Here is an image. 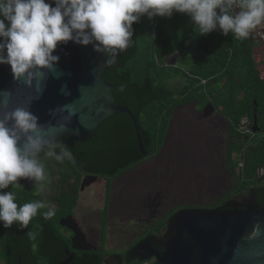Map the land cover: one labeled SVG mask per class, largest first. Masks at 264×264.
I'll use <instances>...</instances> for the list:
<instances>
[{"label": "trees", "instance_id": "obj_1", "mask_svg": "<svg viewBox=\"0 0 264 264\" xmlns=\"http://www.w3.org/2000/svg\"><path fill=\"white\" fill-rule=\"evenodd\" d=\"M132 27V44L117 56L115 65L107 63L101 78L115 86L113 98L134 116L145 154L152 156L157 152L172 105L192 101L202 106L211 104L229 123L225 166L231 190L224 194L221 203L250 192L263 195L264 175L259 171L264 169V79L253 58L255 43L250 38L236 40L231 33L223 36L219 30L202 36L190 18L180 13H173L171 18L142 17ZM175 51L180 61L173 72V67L164 64V57ZM106 58L111 57L106 55ZM176 76L182 81L174 87ZM253 104L259 113V132L251 136L248 130ZM242 120L246 121L244 129H241ZM54 143L63 145L60 141ZM69 150L73 161L63 163L46 157L43 151L39 154L51 181L48 183L52 187L50 202L56 200L60 180L77 175V186L82 173L111 177L144 159L137 147L132 122L125 114L107 119L89 140L74 143ZM56 151L59 153L60 148ZM36 183L31 191L13 185L5 191L15 194L18 206L43 201ZM48 210H38L26 228L16 223L11 228L0 226V259L3 260L0 264H16V260H10L16 250L33 247L40 252L51 247L47 244L54 242L43 240L41 235L56 232L59 215L55 213L51 219H44L42 213ZM13 255L17 257L16 252ZM22 261L31 264L27 256Z\"/></svg>", "mask_w": 264, "mask_h": 264}, {"label": "clouds", "instance_id": "obj_2", "mask_svg": "<svg viewBox=\"0 0 264 264\" xmlns=\"http://www.w3.org/2000/svg\"><path fill=\"white\" fill-rule=\"evenodd\" d=\"M54 5V6H53ZM187 15L202 36L219 30L236 40H246L264 24V0H0V65H7L13 80L26 83L52 71L59 57L53 53L61 44L92 45L98 54L117 56L132 44L133 24ZM67 94V93H65ZM55 110L51 111L54 112ZM38 117L25 107H16L0 117V226L14 223L26 228L38 213L44 219L55 215L45 201L15 202V194L5 191L20 187V180L37 182L40 192L51 183L39 159L63 163L73 161L66 145H57L41 134ZM57 147L60 148L57 153ZM44 182V183H40Z\"/></svg>", "mask_w": 264, "mask_h": 264}, {"label": "flooded vegetation", "instance_id": "obj_3", "mask_svg": "<svg viewBox=\"0 0 264 264\" xmlns=\"http://www.w3.org/2000/svg\"><path fill=\"white\" fill-rule=\"evenodd\" d=\"M176 53L178 52L171 54L176 56ZM179 61L178 57L177 63L172 66L173 72ZM181 81V77L176 76L174 87L179 86ZM205 106L196 101L172 105L157 152L152 156L145 154L143 160L121 173L111 177L82 173L77 186V175L65 178V181L60 180L62 182L57 185L55 202L49 201L52 187L45 183L44 191L41 192L43 201L55 203L52 206L59 217L56 232L49 235L44 233L41 237L54 243L49 242L47 245L51 247L40 252L33 247L16 250L14 252L17 257L13 252L10 260H16V264L23 263L22 257L27 256L31 264H159L156 253H164L166 245L176 235L179 219L184 214L222 208L235 199H238V205L224 210H263L264 193L256 196L254 192H250L223 203L222 197L218 202L202 204V195L199 198L185 196L172 199V194L163 189L164 168L156 163L161 158L159 150L168 132L171 138L183 130L176 129L173 125L170 128L172 118L174 121L178 118L191 119L195 126L187 127L185 131L193 133L196 127L194 132L202 135L208 146L206 158L210 165L212 166L214 159L218 160L215 164L219 165L220 170L224 166L225 159L221 154L224 153L225 157L228 130L218 121L215 109L208 115L204 114ZM148 166H152L149 168V175L144 171L148 170ZM226 174L230 183L227 169ZM70 203H74L72 207ZM31 252L37 253L36 256H30ZM2 262L0 259V263Z\"/></svg>", "mask_w": 264, "mask_h": 264}, {"label": "water", "instance_id": "obj_4", "mask_svg": "<svg viewBox=\"0 0 264 264\" xmlns=\"http://www.w3.org/2000/svg\"><path fill=\"white\" fill-rule=\"evenodd\" d=\"M53 54L59 57L53 70L27 83L14 81L9 67L0 65V117L16 107H25L38 117L45 138L72 148L74 143L89 140L107 119L125 114L132 122L139 152L145 156L134 116L113 98L115 86L101 78L107 65L106 55L94 52L92 45L72 42L59 45ZM176 56L164 57V64L175 66ZM213 110L211 104L203 109L205 115ZM258 115L253 104L248 130L251 136L259 132ZM217 119L229 131L228 121L219 114ZM192 123L191 119L172 118L170 128L173 125L183 130L171 138L168 132L158 155L162 156L171 144L188 135L185 129ZM19 183L31 191L35 182ZM237 205L235 199L222 208L184 214L164 253H156L159 264H264V209L224 210Z\"/></svg>", "mask_w": 264, "mask_h": 264}, {"label": "bare ground", "instance_id": "obj_5", "mask_svg": "<svg viewBox=\"0 0 264 264\" xmlns=\"http://www.w3.org/2000/svg\"><path fill=\"white\" fill-rule=\"evenodd\" d=\"M191 126H195V123L193 122ZM195 129L196 127L193 133L191 131L181 140H177L175 144H171L159 161L156 162L164 168L162 179L165 180L162 181V187L172 194V199L202 195V185L205 182L202 169L208 166L207 150L202 147V135L195 133ZM151 167L148 166V170H144L146 174L149 173ZM166 168H169V170H166ZM168 181H172L171 186ZM123 202L127 203L126 201Z\"/></svg>", "mask_w": 264, "mask_h": 264}, {"label": "rangeland", "instance_id": "obj_6", "mask_svg": "<svg viewBox=\"0 0 264 264\" xmlns=\"http://www.w3.org/2000/svg\"><path fill=\"white\" fill-rule=\"evenodd\" d=\"M264 50V48H263ZM262 49H259L258 54L255 57L256 64L258 65V70L261 73V78L264 79V51ZM245 120L241 121V129H244L245 125ZM225 144H223L224 148ZM202 147H204L206 150L208 146L204 142V139L202 138ZM224 150V149H223ZM208 153V150L206 152V155ZM222 158L225 159L224 153L221 154ZM235 156V155H234ZM208 161V166L204 169H202L204 177V185L203 190H202V204H210V203H215L221 200V198L224 196V194L230 190V183L227 181V174H226V166H222V169H219V165H216L215 162L218 160H212L213 164L212 166L210 165V161ZM260 174L264 175V171L261 172L259 171ZM165 180V179H164ZM163 180V181H164ZM168 184L171 186L172 181H168ZM213 189V190H212ZM198 196L197 198H199ZM196 201L199 202V199H196ZM218 204V203H217Z\"/></svg>", "mask_w": 264, "mask_h": 264}, {"label": "built area", "instance_id": "obj_7", "mask_svg": "<svg viewBox=\"0 0 264 264\" xmlns=\"http://www.w3.org/2000/svg\"><path fill=\"white\" fill-rule=\"evenodd\" d=\"M249 38L255 43H264V24L258 26L255 30H253L249 36ZM246 124V121L245 123ZM246 126V125H245ZM245 128V127H244ZM261 172L264 171V169L260 170Z\"/></svg>", "mask_w": 264, "mask_h": 264}, {"label": "crops", "instance_id": "obj_8", "mask_svg": "<svg viewBox=\"0 0 264 264\" xmlns=\"http://www.w3.org/2000/svg\"><path fill=\"white\" fill-rule=\"evenodd\" d=\"M263 48H264V43H259V44H255L254 45V47H253V49H252V54H253V58H254V61H255V57H256V55L258 54V52H259V49L261 50H263ZM264 51V50H263ZM255 63H256V61H255ZM257 68H258V65H257ZM259 71V70H258ZM260 72V71H259ZM261 73L262 72H260V77H261Z\"/></svg>", "mask_w": 264, "mask_h": 264}]
</instances>
